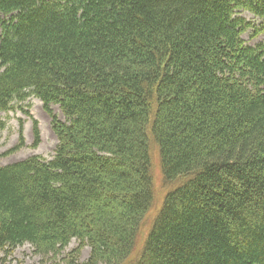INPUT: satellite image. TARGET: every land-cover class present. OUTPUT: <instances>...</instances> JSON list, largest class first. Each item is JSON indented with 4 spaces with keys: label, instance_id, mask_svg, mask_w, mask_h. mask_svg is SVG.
Listing matches in <instances>:
<instances>
[{
    "label": "trees",
    "instance_id": "trees-1",
    "mask_svg": "<svg viewBox=\"0 0 264 264\" xmlns=\"http://www.w3.org/2000/svg\"><path fill=\"white\" fill-rule=\"evenodd\" d=\"M239 12L264 0H0V113L37 98L58 140L0 166V262L264 264V43Z\"/></svg>",
    "mask_w": 264,
    "mask_h": 264
},
{
    "label": "rangeland",
    "instance_id": "rangeland-1",
    "mask_svg": "<svg viewBox=\"0 0 264 264\" xmlns=\"http://www.w3.org/2000/svg\"><path fill=\"white\" fill-rule=\"evenodd\" d=\"M240 18H244L246 22L252 24V28L249 33L243 36V40L249 46H257L259 43H264V32L256 35L257 30H264V22L255 18L253 15L247 12H239L237 14ZM4 19V17H0ZM27 103V102H26ZM23 105V104H21ZM26 105L29 107H23V109H16L15 112L0 113V166L10 165L20 161H24L33 156H40L44 159L51 161L55 155L58 140L53 132L51 125V118L45 112L43 104L33 98ZM30 112V115L26 113ZM53 112L58 116L61 121L64 118L57 106L53 107ZM21 122L24 124L21 126ZM34 122L39 125L41 134V143L37 148H34ZM21 134L25 140V146L19 151L6 155L11 149L15 148L20 140ZM155 189H156V206L148 214L146 219L149 221L146 224L145 230H148L150 223L153 221V216L162 203V198L165 196L164 184L161 182V176L158 168H155ZM78 246V242L74 240L71 245L64 252L63 256H66L71 250ZM90 249H83L81 262L88 259ZM56 262V261H55ZM57 262H60L59 259ZM0 264H51L44 261L41 256L35 254L31 245L26 244L19 247L10 256L7 261L0 262Z\"/></svg>",
    "mask_w": 264,
    "mask_h": 264
}]
</instances>
